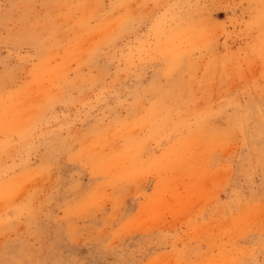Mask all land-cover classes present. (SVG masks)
I'll return each mask as SVG.
<instances>
[{"label":"rangeland","instance_id":"374dc122","mask_svg":"<svg viewBox=\"0 0 264 264\" xmlns=\"http://www.w3.org/2000/svg\"><path fill=\"white\" fill-rule=\"evenodd\" d=\"M0 264H264V0H0Z\"/></svg>","mask_w":264,"mask_h":264}]
</instances>
